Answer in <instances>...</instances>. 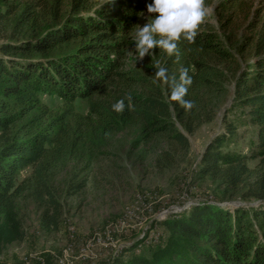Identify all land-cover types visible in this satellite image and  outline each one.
Returning a JSON list of instances; mask_svg holds the SVG:
<instances>
[{
    "label": "trees",
    "instance_id": "trees-1",
    "mask_svg": "<svg viewBox=\"0 0 264 264\" xmlns=\"http://www.w3.org/2000/svg\"><path fill=\"white\" fill-rule=\"evenodd\" d=\"M95 3L98 8H94ZM244 5L243 0L226 1L224 7L229 15L221 23L225 39L205 21L194 42L181 38L177 53L167 58L164 66L169 82L165 83L163 95L154 75L158 69L150 64L144 69L151 79L144 77L141 70L119 68L122 53L131 45L129 36L142 9L140 2L0 0V37L7 41L0 46L6 58L0 60V96L11 98L21 107L27 104L29 110L46 109L41 103L45 96L61 103L57 113H43L50 122L46 131L24 129L22 136L21 132L13 133V128L27 113L0 117V239H22L19 201L40 209L43 229L57 231L63 209L53 185L54 170L69 149L77 150L79 146L90 150L102 133L117 130L120 120H134L147 139L163 136L170 145L186 149L185 135L172 129L171 112L189 134L211 122L216 102L197 91L211 89L218 94L223 86L218 81L223 72L230 71L235 81L232 108H242L246 128L254 129L251 146L246 151L237 149L238 145L231 149L229 145L236 143L239 135L235 125L227 123L225 131L202 154L199 175L231 189L224 190L218 201L239 194L245 201L260 205L249 209H230L214 203L194 205L185 214L164 221L169 235L163 248L150 251L141 246L140 240L125 250L132 256L119 257L110 264H264V13L259 9L249 13L247 24L237 35L235 20L249 11L247 3L245 8ZM8 21L11 30L6 29ZM18 27L21 29L15 34L13 29ZM27 33L39 37L38 42L18 45L19 38H25ZM79 38L90 39L88 46L69 55L51 56L57 48ZM233 46L234 50L230 48ZM181 69H187L192 80L184 97L192 101L191 109L169 99L171 83L179 82ZM121 99L125 109L117 113L112 106ZM83 102L88 110L86 116L73 111ZM59 103L53 105L57 107ZM41 119L34 118L35 126L41 125ZM87 170L88 163L82 171L66 175L67 194H77L84 188L85 180H79V176ZM137 244L141 249L135 253Z\"/></svg>",
    "mask_w": 264,
    "mask_h": 264
},
{
    "label": "rangeland",
    "instance_id": "rangeland-1",
    "mask_svg": "<svg viewBox=\"0 0 264 264\" xmlns=\"http://www.w3.org/2000/svg\"><path fill=\"white\" fill-rule=\"evenodd\" d=\"M138 1L143 8L138 13L136 26L131 28L129 36L131 45L122 53L119 68L133 72L141 70L144 77L147 75L151 79V74L145 73L144 67L149 64L155 69L164 67L167 58L171 56L157 48L152 50V57L145 56L143 59H138L135 56L133 36L137 26H143L147 22L146 3L150 0ZM226 1L205 0L208 9L205 22L222 39H225V33L221 23L229 15L224 7ZM243 3L245 5L247 3L249 11L246 10L235 20L238 21L235 27H239L237 35L247 24L249 13L252 14L258 9L264 13V0H243ZM95 5L94 8L99 7L97 3ZM89 7H93L92 2ZM10 22L8 21L6 25L8 30H11ZM20 29L18 27L13 31L16 34ZM38 38L27 33L25 38H19L17 44H35ZM89 40L87 38L72 40L53 51L51 56L59 57L78 52L82 47L88 46ZM6 42L0 37V46H4ZM234 47L230 48L234 50ZM233 53L236 54L237 51ZM5 59L0 52V60ZM157 84L161 85L164 95L165 83L158 81ZM220 84L223 86L218 94L211 89L197 91L208 101L212 98L217 107L212 121L200 125L192 134L185 131L182 122L173 111L171 112L172 129L185 135L188 140L186 149L170 145L163 136H151L147 139L140 125L132 119L120 120L119 128L112 134L102 133L103 137L95 141L93 148L88 151L79 149V146L77 150L69 149L65 160L54 170L53 177V185L57 189L63 209L59 229L57 231L43 229L39 222L40 209L32 203L19 201L22 239H18L17 236H5L0 239V264H23V261L29 260L34 264H41V261H44V264H57L59 259L69 261L71 264H110L119 257L132 256L130 251L125 253V250L139 243L140 240H142L141 246L149 247L150 251L163 248L169 235L163 225L164 221L169 217L185 214L194 205L214 203L230 209L238 207L249 209L260 205L256 201H245L239 194L218 201L223 197L221 195L224 190L231 191V189L216 180L199 175L202 154L209 143L225 131L227 123L234 124L239 135L237 142L229 145L231 149L238 145L237 149L246 151L251 146L254 129L246 128L245 113L242 108H232L234 74L230 71L223 72L221 80L218 81V85ZM145 89L147 92L151 86ZM98 97L104 101V97L100 95ZM58 101H50L49 97L45 96L42 97L41 103L46 109L29 110L27 104L21 107L11 98L4 99L0 96V117L11 113L21 115L27 113L25 118L17 122L13 133L29 128L46 131L50 122L44 114L57 113L61 105ZM54 103L59 104L55 107ZM168 103L172 110L171 102ZM73 111L77 115L86 116L88 110L83 102ZM35 117L39 119L44 117L41 119V125L35 126L37 125L34 123ZM21 133L22 136L25 134V132ZM165 153L169 154L170 158ZM87 163L89 170L79 176V180H85L84 188L77 194H67L64 181L66 175L82 171V167ZM251 166H254V162ZM25 174L26 170H23L22 175ZM103 235H109L111 240L96 245L90 252L82 253L81 247L84 241L92 236ZM140 249L137 244L133 251L138 253Z\"/></svg>",
    "mask_w": 264,
    "mask_h": 264
},
{
    "label": "clouds",
    "instance_id": "clouds-1",
    "mask_svg": "<svg viewBox=\"0 0 264 264\" xmlns=\"http://www.w3.org/2000/svg\"><path fill=\"white\" fill-rule=\"evenodd\" d=\"M146 12L147 22L143 26L138 25L133 36L135 56L138 59L152 57L154 48L172 56L177 53V43L181 38L194 42L199 26L206 19L208 9L205 0H150L146 3ZM154 75L160 82H169L165 67H159ZM191 82L188 70L181 69L179 82L171 83L169 99L185 109H191L192 101L184 98ZM128 99L130 101L131 98ZM112 107L117 113L123 112L124 99L118 100Z\"/></svg>",
    "mask_w": 264,
    "mask_h": 264
},
{
    "label": "built area",
    "instance_id": "built-area-1",
    "mask_svg": "<svg viewBox=\"0 0 264 264\" xmlns=\"http://www.w3.org/2000/svg\"><path fill=\"white\" fill-rule=\"evenodd\" d=\"M107 234H109V232ZM109 239L111 240L109 235H103V236H97V237L96 236H92L90 239L84 241V243H83V245L81 247L82 253H83V251L90 252L96 245L103 244L105 241H108ZM23 264H34V263H32L29 260V261H23ZM41 264H44V261H41ZM57 264H71V262L63 261L62 259H59L57 261Z\"/></svg>",
    "mask_w": 264,
    "mask_h": 264
}]
</instances>
